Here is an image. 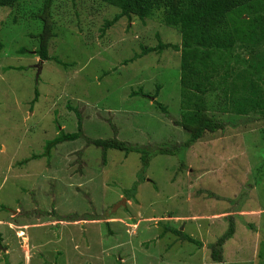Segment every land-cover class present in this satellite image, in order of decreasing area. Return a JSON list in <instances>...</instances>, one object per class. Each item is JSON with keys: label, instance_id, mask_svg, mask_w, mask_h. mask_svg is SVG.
Returning <instances> with one entry per match:
<instances>
[{"label": "rangeland", "instance_id": "rangeland-1", "mask_svg": "<svg viewBox=\"0 0 264 264\" xmlns=\"http://www.w3.org/2000/svg\"><path fill=\"white\" fill-rule=\"evenodd\" d=\"M42 1H28L19 19L18 11L0 8V220L32 226L30 245L0 226L9 239L0 244L1 250L9 245L0 264H215L210 245L230 221L236 235L225 244L222 263L264 264V138L257 132L264 120L221 113L222 129L177 148L189 138L172 123L180 111L179 53L167 49L129 60L158 38L178 45V30L157 17H133L104 34L103 22L117 8L56 0L48 53L62 63L38 62L31 35L40 22L30 13ZM22 48L31 54L17 53ZM259 51L264 55V45ZM140 92L156 97L133 94ZM78 111V140L46 153L45 144L61 129L77 132ZM113 138L149 151L147 163L137 153L103 155L86 146L87 139ZM159 145L171 153H153ZM230 211L242 218L228 219ZM73 220L97 222L59 226ZM166 221L202 246L173 243L169 232L159 237Z\"/></svg>", "mask_w": 264, "mask_h": 264}, {"label": "trees", "instance_id": "trees-1", "mask_svg": "<svg viewBox=\"0 0 264 264\" xmlns=\"http://www.w3.org/2000/svg\"><path fill=\"white\" fill-rule=\"evenodd\" d=\"M28 1L31 0H0V8L18 11L17 19H19L25 13ZM55 1L43 0L37 13H30L31 18L40 22V31L31 37L36 40L34 54L41 62L54 60L56 63H62L48 53L49 42L55 37L53 14ZM92 1L119 10L110 20L103 22L102 33L114 26L120 19L127 18L131 21L133 17L140 21L157 17L161 24L178 30L180 34L178 45L162 43L158 38L155 47H143L140 54L129 60L134 61L149 53H160L167 49L179 53L180 111L179 119H174L172 123L187 133L189 138L183 144L179 143L177 148L179 146L189 147L201 140L204 134L222 129L224 123L218 118L221 113L228 112L240 119L254 115V121L264 120V55L259 51L264 45V0ZM22 9L24 13L19 14V10ZM242 50H246L247 53ZM17 53L31 54L23 48ZM133 94H139L151 100L156 97H148L142 92ZM37 98L38 93H35L32 104ZM157 105L164 114H167V110L161 104L157 103ZM76 117L77 132L64 134L61 129L60 135L45 144L46 153H50L52 147H56L57 144L78 140L83 118L79 111L76 112ZM258 117L263 119L259 120ZM257 132L259 134L262 132L261 136L264 138V127L259 128ZM244 136L239 133L238 138L246 139V135ZM90 145L100 148L103 155L108 150H120L126 155L132 152L140 154L143 164L147 163L146 154H150L145 149L128 145L115 138L87 139L86 146ZM155 148L153 151L155 154L171 153L170 149L165 146L159 145ZM80 155L81 152L77 154L78 158L81 157ZM39 156L42 155L34 158H40ZM80 169L78 167L79 173ZM135 189L136 186L133 192L129 191V199L133 197ZM232 211L227 212L230 214L227 216L228 219H233L235 216L242 218L237 212ZM237 211L241 210L237 209ZM168 222L166 221L167 224L163 225V233L159 237L169 232L175 236L173 243L182 241L196 247L202 246L199 240L190 237L178 228L169 226ZM250 226L254 228V225ZM235 235L234 222L230 221L223 234L210 245V255L215 264H223V248L228 241L233 240Z\"/></svg>", "mask_w": 264, "mask_h": 264}, {"label": "crops", "instance_id": "crops-1", "mask_svg": "<svg viewBox=\"0 0 264 264\" xmlns=\"http://www.w3.org/2000/svg\"><path fill=\"white\" fill-rule=\"evenodd\" d=\"M39 62V61H38ZM15 215V214H14ZM194 218H196V217H194ZM59 222H61L62 224H60L59 223V226L61 225V226H65V225H71V226H79V225H81L82 226V224L83 225H86L87 227H88V225H91L92 223H94V222H97V221H95V220H90V221H80V220H73V221H70V222H62V221H59ZM83 222V223H82ZM85 222V223H84ZM91 222V223H90ZM47 223V222H46ZM5 224H6V226H7V228L8 229H10L11 231L12 230H14L15 231V236H16V238L18 239V238H21L22 239V241H26V242H28V245H30L29 244V242H30V237L31 236H29V234H27L26 233V231H28V230H30L31 229V227L32 226H30V225H28L27 223H18L17 225H15L13 222H8L7 223V221L6 222H4V221H2V220H0V226L1 225H3V226H5ZM34 227H36V224H34L33 225ZM46 226H50V225H46ZM52 226V225H51ZM21 234H24V236H22ZM0 237H1V241H0V244L3 242H5V241H8L9 239L8 238H6L5 240L2 238V236L0 235ZM5 237H7L6 235H5ZM23 237V238H22ZM29 239V240H28ZM25 245H27V244H25ZM34 246V245H33ZM33 246H31V247H33ZM4 249L3 250H1L0 249V251H2L4 254H7V252L9 251V245L7 244V242L5 243V247H3ZM26 254V260L28 261L29 259H30V253L28 252V253H25Z\"/></svg>", "mask_w": 264, "mask_h": 264}, {"label": "clouds", "instance_id": "clouds-1", "mask_svg": "<svg viewBox=\"0 0 264 264\" xmlns=\"http://www.w3.org/2000/svg\"><path fill=\"white\" fill-rule=\"evenodd\" d=\"M39 62H41V61L39 60ZM0 249H1V246H0Z\"/></svg>", "mask_w": 264, "mask_h": 264}, {"label": "bare ground", "instance_id": "bare-ground-1", "mask_svg": "<svg viewBox=\"0 0 264 264\" xmlns=\"http://www.w3.org/2000/svg\"><path fill=\"white\" fill-rule=\"evenodd\" d=\"M22 236H24V234H21Z\"/></svg>", "mask_w": 264, "mask_h": 264}, {"label": "water", "instance_id": "water-1", "mask_svg": "<svg viewBox=\"0 0 264 264\" xmlns=\"http://www.w3.org/2000/svg\"><path fill=\"white\" fill-rule=\"evenodd\" d=\"M125 201V200H124Z\"/></svg>", "mask_w": 264, "mask_h": 264}]
</instances>
